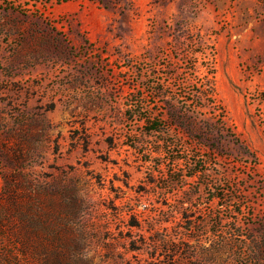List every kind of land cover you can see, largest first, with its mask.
<instances>
[{
    "label": "rangeland",
    "instance_id": "obj_1",
    "mask_svg": "<svg viewBox=\"0 0 264 264\" xmlns=\"http://www.w3.org/2000/svg\"><path fill=\"white\" fill-rule=\"evenodd\" d=\"M0 200L27 264H264V0H0Z\"/></svg>",
    "mask_w": 264,
    "mask_h": 264
},
{
    "label": "trees",
    "instance_id": "obj_2",
    "mask_svg": "<svg viewBox=\"0 0 264 264\" xmlns=\"http://www.w3.org/2000/svg\"><path fill=\"white\" fill-rule=\"evenodd\" d=\"M194 73H196L199 77V82H197L195 85L192 86V90L190 95L192 96L191 99L186 100L187 108L184 111H178L175 107L170 106V111L172 112V116L176 115V118L181 122V125L187 128L188 131H191L192 133L197 131V124L196 123V114H199L200 112H203L204 115L211 114L212 118H208V122L210 123V126L215 127V129H218V132L220 133L222 130H224V121L222 120V114L223 110L220 104L217 103L216 99V84H215V73L212 72V70H206V72L200 73L199 70H194ZM193 75V74H192ZM191 110H190V109ZM217 119V120H216ZM146 121H148V125L150 127V131L154 133H163L164 132V126L162 124V120L158 119L156 116H150L145 118ZM216 120L214 123L213 121ZM180 160L176 161L175 163H179ZM197 175V172L192 173L191 177H194ZM175 184V182H174ZM187 203L186 201L184 204ZM3 203L2 200H0V209L2 208ZM178 213H180V208L177 210ZM5 213L2 212L0 216H4ZM0 219H2L0 217ZM1 223H4V220H1ZM132 227H139L137 223L131 224ZM187 231H192L194 227L189 226V228H186ZM0 236L1 238H8V235L5 231L0 230ZM171 241V240H169ZM166 241L164 242L163 250L158 253V257H163L164 253H172L169 257L171 258L170 264H187L190 259L193 258V253L195 252V249L193 248L191 250V247L187 246L184 248H180V246H175L172 242ZM7 248V246H5ZM132 251H140V248H135V246H131ZM171 249V250H170ZM183 249V250H182ZM182 250V252L186 251V258L183 260L181 259L178 261L175 258V255L179 253ZM188 251V252H187ZM25 254L24 250H18L17 253H13L10 250L6 249L4 251H0V264H27L24 263V261L21 260V256ZM59 254V253H58ZM160 254V255H159ZM20 258V260H16V258ZM152 259L160 260L157 258L156 255L154 257L152 256ZM162 259V258H161ZM161 262V261H160ZM31 264H69L65 263L64 261L57 259L52 260H46L44 262H36L34 261ZM154 264H158L157 261Z\"/></svg>",
    "mask_w": 264,
    "mask_h": 264
}]
</instances>
